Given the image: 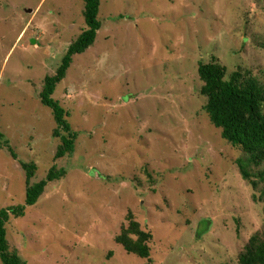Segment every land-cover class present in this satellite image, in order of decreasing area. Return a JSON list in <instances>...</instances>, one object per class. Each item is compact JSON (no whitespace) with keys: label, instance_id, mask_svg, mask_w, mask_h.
Listing matches in <instances>:
<instances>
[{"label":"rangeland","instance_id":"374dc122","mask_svg":"<svg viewBox=\"0 0 264 264\" xmlns=\"http://www.w3.org/2000/svg\"><path fill=\"white\" fill-rule=\"evenodd\" d=\"M100 2L95 43L53 94L79 133L56 158L40 93L87 27L85 1L0 0V141L18 157L0 142V209L25 204L21 162L36 164L32 182L67 172L11 216V249L28 264H239L264 238V163L243 176L246 154L206 112L199 66L264 86V0ZM130 220L152 234L149 258L115 240Z\"/></svg>","mask_w":264,"mask_h":264},{"label":"trees","instance_id":"16d2710c","mask_svg":"<svg viewBox=\"0 0 264 264\" xmlns=\"http://www.w3.org/2000/svg\"><path fill=\"white\" fill-rule=\"evenodd\" d=\"M84 16L87 27L72 41L56 73L45 77L44 87L40 93L41 102L52 108L58 128L55 129V136L61 137V144L57 148L56 158L72 154L75 149L78 132L72 128L68 120L66 109L53 98L57 85L66 77L73 57L84 53L89 49L97 38L98 31L102 27L99 19L100 0H84ZM199 74L204 82L201 93L207 98L205 110L212 123L222 129L223 138L233 146L241 147L245 158L238 160L239 168L245 178L251 177L248 170L249 164L257 165L264 163V86L255 79L240 81L234 75L226 79V68L217 61L201 63ZM64 131V134L61 133ZM3 134L0 132V140ZM10 154L17 159V154L9 140L0 141ZM26 172V200L24 205L4 207L0 209V258L4 264H28L21 258L17 250H12L7 238V223L11 216L22 217L26 209L37 203L44 193L46 186L66 175L65 169H58L54 165L47 176L39 182H32L36 175L37 166L35 163L21 162ZM208 221H204L205 225ZM208 228L201 231L205 232ZM152 234L142 230L139 224L130 220L127 227H124L115 238L129 253L136 254L142 258L150 257L149 242ZM239 264H264V238L255 235L246 245L240 256Z\"/></svg>","mask_w":264,"mask_h":264}]
</instances>
